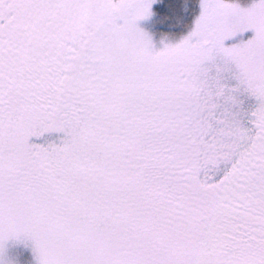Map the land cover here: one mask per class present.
<instances>
[{
  "label": "snow or ice",
  "instance_id": "1",
  "mask_svg": "<svg viewBox=\"0 0 264 264\" xmlns=\"http://www.w3.org/2000/svg\"><path fill=\"white\" fill-rule=\"evenodd\" d=\"M0 264H264V0H0Z\"/></svg>",
  "mask_w": 264,
  "mask_h": 264
}]
</instances>
